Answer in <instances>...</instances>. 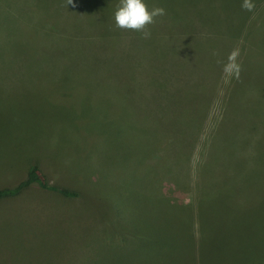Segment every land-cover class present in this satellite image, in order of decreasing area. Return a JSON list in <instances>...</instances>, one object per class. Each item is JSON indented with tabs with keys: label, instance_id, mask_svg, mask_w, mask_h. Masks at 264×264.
Segmentation results:
<instances>
[{
	"label": "rangeland",
	"instance_id": "1",
	"mask_svg": "<svg viewBox=\"0 0 264 264\" xmlns=\"http://www.w3.org/2000/svg\"><path fill=\"white\" fill-rule=\"evenodd\" d=\"M144 2L167 13L149 39L115 27L119 0H0V190L36 167L78 195L2 198L0 264H147L133 236L196 207L198 181L264 187V0ZM251 198L203 216L212 256L221 228L264 245Z\"/></svg>",
	"mask_w": 264,
	"mask_h": 264
},
{
	"label": "trees",
	"instance_id": "2",
	"mask_svg": "<svg viewBox=\"0 0 264 264\" xmlns=\"http://www.w3.org/2000/svg\"><path fill=\"white\" fill-rule=\"evenodd\" d=\"M0 11L2 16H5V20L9 19L6 17L9 12L3 13V10ZM133 116H135L134 113ZM155 166L157 165L150 166V168L154 170ZM38 173V168L34 167L30 170L27 180L20 183L17 187L0 190V200L4 197L20 194L22 190L33 183H38L43 188L57 191L65 197L78 196L76 192L49 186ZM206 174L207 172L203 176L205 177ZM149 177H165V175L154 171ZM214 185L206 181L205 178L204 182L198 181L197 188L199 191L196 197V207H194L196 209L187 204L168 206L169 213L161 215V223L157 222L156 219L149 223V232L138 233L136 231L135 233L138 234L133 236L134 240L130 242L129 247H133V243L144 244L145 246L134 245V247H140L143 252L152 255V257L147 258V264H156V260L161 261V264H264V245L255 243L235 244L231 239H228L229 231L225 232L222 228L220 229L222 231L220 233L222 242H220L218 247L222 258L220 256H212L209 247H207L210 234L209 226L206 227L204 222V219L215 208V200L223 202L222 205H218L220 208L236 207L238 205L247 208V204L250 202L248 199H252L251 197L264 198V187L250 192V190H240L233 184ZM155 187L154 189L158 191L159 187ZM207 187L209 188L208 190ZM158 199L154 200V202H157ZM252 214L255 216V213ZM203 216H205L204 219ZM156 217H160V215ZM236 220L238 219L236 218ZM231 234L233 233L231 232ZM176 243L179 247L187 243L189 249L185 253H180L176 249Z\"/></svg>",
	"mask_w": 264,
	"mask_h": 264
},
{
	"label": "clouds",
	"instance_id": "3",
	"mask_svg": "<svg viewBox=\"0 0 264 264\" xmlns=\"http://www.w3.org/2000/svg\"><path fill=\"white\" fill-rule=\"evenodd\" d=\"M71 3L72 0H68V4ZM241 8L251 12L255 8V4L252 3V0H243ZM166 14L163 7L156 6L149 9L144 0H119L114 12L115 27L124 31L142 33L143 39H149L151 37L149 26L154 25L158 17H163Z\"/></svg>",
	"mask_w": 264,
	"mask_h": 264
},
{
	"label": "crops",
	"instance_id": "4",
	"mask_svg": "<svg viewBox=\"0 0 264 264\" xmlns=\"http://www.w3.org/2000/svg\"><path fill=\"white\" fill-rule=\"evenodd\" d=\"M133 113H134V115L136 114L134 111H132V114H133ZM144 118H145V117H143L142 121L144 120ZM144 121H145V120H144ZM143 124H144V126H146L147 123L144 122Z\"/></svg>",
	"mask_w": 264,
	"mask_h": 264
}]
</instances>
